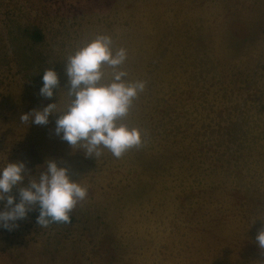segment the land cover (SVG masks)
Masks as SVG:
<instances>
[{"label": "rangeland", "instance_id": "obj_1", "mask_svg": "<svg viewBox=\"0 0 264 264\" xmlns=\"http://www.w3.org/2000/svg\"><path fill=\"white\" fill-rule=\"evenodd\" d=\"M96 34L146 81L127 118L142 146L98 161L55 134L60 113L19 119L64 106L66 57ZM48 159L87 198L70 225L0 226V264H264V0H0V168L24 163L26 186Z\"/></svg>", "mask_w": 264, "mask_h": 264}, {"label": "clouds", "instance_id": "obj_2", "mask_svg": "<svg viewBox=\"0 0 264 264\" xmlns=\"http://www.w3.org/2000/svg\"><path fill=\"white\" fill-rule=\"evenodd\" d=\"M127 55V49L116 47L107 34H96L82 41L65 60L64 71L70 88L64 106L58 107L60 102L52 103L22 113L20 122L47 125L50 115L60 113L55 134L68 142L72 150H83L85 156H95L97 161L102 148L121 158L129 149L141 147L142 132L131 126L127 118L133 102L145 90L146 81L127 79V71L122 70ZM105 68L111 69L110 79L105 78ZM58 84L56 71L45 69L40 95L52 98ZM39 167L43 170L38 178L31 177L26 186H21L29 173L24 163L8 162L0 168V201L5 202V210L0 211V226L11 230L16 226L14 222L25 218L32 209L39 211L40 227L70 223V213L86 200L88 188L71 180L68 168L59 167L52 159ZM13 189L20 196L19 203L9 194ZM261 221L256 242L264 256V220Z\"/></svg>", "mask_w": 264, "mask_h": 264}, {"label": "trees", "instance_id": "obj_3", "mask_svg": "<svg viewBox=\"0 0 264 264\" xmlns=\"http://www.w3.org/2000/svg\"><path fill=\"white\" fill-rule=\"evenodd\" d=\"M35 213H36V217H38L39 216V211H38V209H35ZM74 222V218H73V216L70 214V223H50V224H52V225H64V224H66V225H70V224H72Z\"/></svg>", "mask_w": 264, "mask_h": 264}]
</instances>
